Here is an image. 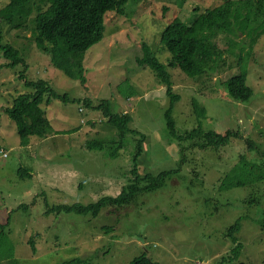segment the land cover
Segmentation results:
<instances>
[{"label": "rangeland", "instance_id": "rangeland-1", "mask_svg": "<svg viewBox=\"0 0 264 264\" xmlns=\"http://www.w3.org/2000/svg\"><path fill=\"white\" fill-rule=\"evenodd\" d=\"M168 1L172 4L164 14ZM223 1L187 0L179 8L174 0H141L127 16L109 12L104 39L85 55V83L70 78L53 64L49 53L37 47V11L13 22L0 18L3 43L24 55L28 78L47 80L58 93L70 97L67 102L53 99L42 105L55 130L63 132L32 136L28 146L22 145L6 108L27 90L19 78L24 67H7L9 60L0 48V224L6 225L19 264H58L74 258H87L93 264H129L144 252L158 264H228L223 258L234 243L226 232L239 218L238 237L244 244L240 261L264 264V232L258 224L264 218V179L253 182L264 173V35L247 57V83L254 91L248 102L232 98L226 84L237 74L240 57L250 51L243 34L216 39L225 59L210 75L193 78L179 67L167 68L174 92L180 96L172 112L179 133L198 125L220 133L240 131V138L220 150L192 147L201 146L200 139L181 144L169 134L167 86L151 68L139 67L135 61L147 41L168 65L172 54L160 43L164 29L175 17L189 23L197 8L202 12ZM9 3L0 0V10ZM85 98L96 104L109 100L115 113L131 114L130 127L147 136L137 161L140 173L180 171L161 189L141 194L122 208L109 206L96 218L48 215L45 200L50 206L86 205L119 195L134 178L132 159L139 134L129 132L121 154L112 159L86 149V142L96 138L110 145L120 131L107 122L103 111L84 106ZM200 109L206 111L204 117L198 114ZM185 148H189L187 160L182 164ZM21 168L30 169L32 177L22 178ZM230 173L232 179L248 183L221 189ZM32 238L36 252L29 243ZM2 264L15 263L5 260Z\"/></svg>", "mask_w": 264, "mask_h": 264}, {"label": "trees", "instance_id": "trees-1", "mask_svg": "<svg viewBox=\"0 0 264 264\" xmlns=\"http://www.w3.org/2000/svg\"><path fill=\"white\" fill-rule=\"evenodd\" d=\"M140 1L10 0V3L0 10V18L1 20L13 22L16 17L23 19L22 16L25 15L28 18L37 11L34 31V41L37 47L52 56L53 64L58 69L64 71L70 78L80 79L85 83V55L89 49L104 39L106 15L109 12H114L120 16H127L132 12V7ZM185 1L187 0H174L179 8L183 6ZM171 4L172 2L168 1L163 6L164 14L169 11V5L171 6ZM196 10L197 15L191 22L185 23L180 17H175L160 34L161 45H166L172 54L168 65L161 62L147 41L141 44V52L135 61L139 67L151 68L163 84L167 86L166 93L171 101L170 107L165 114L169 134L181 144L200 139L203 141L201 146L193 144L192 147L203 150L208 148L220 150L222 147L229 145L233 138H240V131L228 129L220 133L215 130H205L202 125H198L182 134L179 133L172 112L174 104L179 100L180 96L174 92L172 77L167 68L168 66L179 67L184 73L193 78L210 75L219 69L220 63L225 59L223 58V50L219 47L216 39L221 35H237L241 38V34H243L249 40L250 51L247 56L240 57V68L237 74L232 76L226 84L232 98L239 102L250 101L254 91L247 83V57L252 54L259 39L264 35V0H224L220 5L207 8L202 12L198 8ZM3 39V34L0 32V48L4 57L9 60L6 66L16 67L22 64L24 67L20 72L19 78L23 80L27 90L15 98L12 106L6 108V113L16 123L21 144L28 146L32 136L46 137L53 133L63 132L55 130L42 105L51 104L53 99L67 102L70 97L68 94L62 95L58 93L47 80H30L27 75L29 65L24 55L12 44H4ZM79 101L82 102L81 99ZM83 104L88 108L103 111L107 122L117 127L120 131L118 140L113 141L110 145L105 140L96 138L86 142V149L91 151L99 150L104 152L106 157L112 159L121 154L129 132L139 134L132 159L133 169L131 173L134 178L123 187L119 195L103 196L98 201L86 205L74 203L50 206L48 201L45 200V214L75 213L96 218L109 206L122 208L135 202L141 194L161 189L171 175L180 171L179 168L165 170L157 175L140 173L137 161L144 152L147 136L130 127L133 121L131 114L115 113L109 100H103L96 104L91 98H85ZM81 111H83V108H81ZM205 113L204 109L201 110V113L198 112L202 117L206 115ZM247 143L249 144L248 146L255 147L253 142L247 141ZM107 147L109 149L105 151ZM188 149H184L183 155L185 159L182 160V164L187 160L185 152ZM19 173L22 178L32 177V172L28 168H21ZM233 173L223 178V182L220 184L221 189L244 186L248 183L247 180L232 179L230 176ZM263 179L264 173H259L252 181L256 182ZM40 195H43V193L37 195V198ZM32 205H36V199ZM28 206L22 207L26 208ZM258 224L264 232V218ZM106 228L108 229V227ZM241 228L242 218H239L226 232V237L232 240L234 248L228 256L223 258L225 263L246 264L240 261L244 248V244L238 237ZM29 243L32 244V248L36 252L33 238L30 239ZM14 256L15 248L9 240L6 225L0 224V264L5 260L19 264V260H16ZM58 264L93 263L87 258H74ZM129 264L158 263L144 252L136 256Z\"/></svg>", "mask_w": 264, "mask_h": 264}, {"label": "built area", "instance_id": "built-area-1", "mask_svg": "<svg viewBox=\"0 0 264 264\" xmlns=\"http://www.w3.org/2000/svg\"><path fill=\"white\" fill-rule=\"evenodd\" d=\"M5 155H7V154H5Z\"/></svg>", "mask_w": 264, "mask_h": 264}, {"label": "clouds", "instance_id": "clouds-1", "mask_svg": "<svg viewBox=\"0 0 264 264\" xmlns=\"http://www.w3.org/2000/svg\"><path fill=\"white\" fill-rule=\"evenodd\" d=\"M7 156V155H6Z\"/></svg>", "mask_w": 264, "mask_h": 264}]
</instances>
